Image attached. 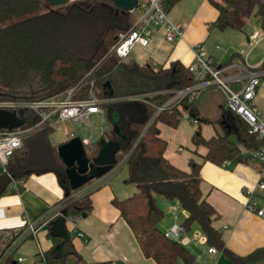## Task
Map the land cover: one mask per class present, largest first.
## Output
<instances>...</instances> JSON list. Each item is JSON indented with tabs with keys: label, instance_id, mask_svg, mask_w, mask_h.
<instances>
[{
	"label": "trees",
	"instance_id": "trees-1",
	"mask_svg": "<svg viewBox=\"0 0 264 264\" xmlns=\"http://www.w3.org/2000/svg\"><path fill=\"white\" fill-rule=\"evenodd\" d=\"M177 1L162 0L165 11ZM208 1L218 10L212 27L244 31L254 17L264 32V0ZM137 10L123 12L110 0L58 6L47 0H0V92L32 89L51 95L80 85L76 97H82L94 80L95 93L109 99L101 106L109 114L110 128L101 137L120 142L117 161L127 155L125 182L136 186L132 195L113 198L111 204L131 229L142 254L156 264H178L179 260L184 264L194 263V256L186 246L159 228L164 215L156 200L160 195L177 200L186 213L182 224L188 230L197 225L207 244L223 251L233 264H258L264 258V248L245 256L225 249L221 232L212 225L218 217L217 211L202 197L199 176L202 162L190 159V171H184L166 159L167 142L160 137L157 123L176 127L183 114L194 118L197 127L192 135L193 144L207 149L203 161L218 165L227 160L247 161L251 158L250 151L264 145V136L249 133L247 124L226 108L221 109L215 121L201 117L188 95L178 105L156 113L175 90L188 87L194 80L179 61L171 62L166 68H153L148 64L126 63L110 51L119 35L135 21ZM96 64L97 69L90 72ZM260 67L264 69V60ZM33 80L37 84L26 87L25 83ZM27 112L24 125L35 120ZM201 123L218 125L220 129L204 138ZM53 131L46 126L24 137L22 147L9 158L6 171L0 167V195L19 191L22 182L33 173L53 172L64 190L57 204L61 215L54 218L65 222L69 216L90 212L92 201L89 193L79 195L78 189H70L57 147L49 140ZM98 148V140L85 144L89 157L95 156ZM40 260L47 264H117L111 260L87 262L73 247L70 235L43 252Z\"/></svg>",
	"mask_w": 264,
	"mask_h": 264
},
{
	"label": "crops",
	"instance_id": "crops-1",
	"mask_svg": "<svg viewBox=\"0 0 264 264\" xmlns=\"http://www.w3.org/2000/svg\"><path fill=\"white\" fill-rule=\"evenodd\" d=\"M167 15L170 21L182 26L181 38L167 42L163 30L158 29L148 45H134L123 61L138 65L148 64L153 68L160 66L166 68L171 62L179 61L186 67L193 59V45L202 43L207 55L217 64L236 63L242 70L251 68L261 71L260 84L253 103L264 115V69L260 67L264 60V51L260 61L252 66L248 65L247 59L253 47L245 55L240 52L246 47L245 41L251 32L237 31V33L241 32L239 34L244 37L243 39L242 36H238L239 34L231 32L235 30H219L212 27L218 16V10L208 0H178ZM260 41L261 39L258 43ZM236 71L238 70H231L230 74ZM238 85L233 84L235 87ZM223 96L220 89L208 87L197 95L193 103L201 117L215 121L220 117L223 108ZM203 105L212 107V114L209 117L203 114ZM103 111L101 114L106 110L103 108ZM97 114L99 113L91 114L90 117ZM67 123L73 122L66 121L53 127V133L59 131L55 132L53 137V133L49 135L53 146L57 147L73 136H80L90 144L108 130V126L105 127L93 140L91 136L76 135L71 128L66 127ZM163 124L158 122L157 127L160 137L167 142L164 151L166 159L184 171H190V159L202 162L199 170L202 197L217 211L218 217L213 220L212 225L221 232L225 249L234 255L245 256L256 249L264 248V215L257 214L258 210L264 211V189L258 187L259 182H264V165L253 157L247 161L227 160L221 165L203 161L202 155H205L207 149L202 145L195 146L192 142L196 128L189 137H181L182 126L179 127V124L176 127L169 126L172 129V137H167L160 129ZM217 129H220L219 126L213 125L212 130L207 127L205 132L201 131V134L204 138H209ZM200 130H202L201 126ZM180 137L181 140H177ZM183 147L186 150L181 153ZM120 169L94 179L77 190V194L89 193L91 197L92 210L85 216H69L65 222L53 218L47 225L41 227L36 238L23 233L13 245V241L10 242L5 234L13 230L21 232L25 225L24 216L34 219L48 212L52 213L63 198L64 190L55 173L44 172L29 175L22 182L19 191L0 195V250L7 252L9 247L14 248L9 249L1 263L47 264L40 260L37 254L51 249L61 238L70 235L73 247L87 262L111 260L117 264H156L153 259L146 258L142 254L131 229L120 217L117 208L111 204L113 198L123 199L136 191L134 184L125 182L126 165L123 172ZM12 184L15 186L14 182ZM246 189L254 191L253 208L247 206ZM156 200L164 212L159 222L162 231L166 232L172 224L184 221L186 213L177 200H169L163 196L157 197ZM74 227L81 229L87 239L76 237ZM194 232L202 233L195 224L190 228L189 235ZM185 246L194 256L193 264H233L221 250L216 249V252L209 253L207 242L193 240ZM19 257L23 260L19 261ZM178 264L184 262L179 260ZM258 264H264V258L260 259Z\"/></svg>",
	"mask_w": 264,
	"mask_h": 264
},
{
	"label": "built area",
	"instance_id": "built-area-1",
	"mask_svg": "<svg viewBox=\"0 0 264 264\" xmlns=\"http://www.w3.org/2000/svg\"><path fill=\"white\" fill-rule=\"evenodd\" d=\"M79 1L89 0H68V3ZM137 2V6L130 11L135 12L138 8L135 21L125 32L119 35V38L110 49L111 52L121 59L127 56L134 45H148L154 32L158 29L163 30L164 39L167 42H174L176 39L181 38L183 33L182 26L170 21L168 18L162 0H137ZM260 39H262V34L259 29L253 30L248 35L245 44L247 50L246 48H242L240 50L241 54L245 55ZM192 49L193 59L186 67L191 73L194 82L188 87L175 90L170 98L157 109L156 113H159L164 108L178 105L181 99L187 95L189 96V101L193 102L203 89L216 87L224 95L223 108L229 109L238 115L247 124L249 133L264 136V115L253 103L257 88L260 84L261 71L251 68L242 70L236 63L217 64L215 60L207 55L202 43L193 45ZM97 66L98 64L93 66L90 72L95 71ZM235 69L238 71L230 74V71ZM234 83L239 84L238 87L233 86ZM94 85L95 81L92 80L89 88L82 97H76L81 86L75 85L63 92L46 95L33 101H11L1 98L0 108L15 111L21 108H27V111L32 112L35 118L34 122L29 125H22L13 129H0L1 169L6 171L9 158L15 151L22 147L23 139L28 133L35 132L46 126L53 128L66 121L82 122L87 120L91 114L103 113L101 104L106 99L100 98L95 93ZM84 141L85 144L88 143L86 140ZM249 153L251 157L257 159L264 165V145ZM126 159L127 155L117 161V164L109 173L118 171L125 165ZM258 187L264 189V182H259ZM253 193L254 191L252 189L245 190L248 201L247 206L249 208H253L254 205L255 199ZM257 214L264 215V211L258 210ZM57 215H61L59 208L52 213L48 212L34 219L24 216L25 225L23 230L21 232L20 230L9 231L5 236H8L10 242L13 241L12 245L17 243L23 233H27V235L36 238L41 227L47 225ZM73 230L76 237L87 239V236L81 229L74 227ZM165 233L169 238L180 242L184 246L193 240L207 242L206 236L203 233L194 232L190 236L189 230L182 223L172 224ZM9 249L14 248L9 247L8 251ZM207 251L214 253L216 252V248L209 246ZM7 252L6 250L2 252L0 263L7 255ZM42 255L43 252H39L38 258L40 259ZM18 260L21 261L23 258L19 257Z\"/></svg>",
	"mask_w": 264,
	"mask_h": 264
},
{
	"label": "water",
	"instance_id": "water-1",
	"mask_svg": "<svg viewBox=\"0 0 264 264\" xmlns=\"http://www.w3.org/2000/svg\"><path fill=\"white\" fill-rule=\"evenodd\" d=\"M52 5H64L68 0H47ZM117 8L123 12L131 11L137 6V0H110ZM109 87L110 84L107 82ZM113 90H110V94ZM48 92H35L34 90L21 91L18 93L0 92V97L4 100L33 101L44 97ZM27 108L18 111L0 108V129L18 128L25 124L24 117ZM115 132L118 133L117 125H114ZM98 152L95 156L89 157L85 149V144L80 136H73L57 145V154L65 166V174L70 189L76 190L83 187L88 182L99 179L108 174L117 164V153L120 150V142L116 139L100 137L98 139ZM83 213L82 216H85ZM62 221V220H61ZM63 222V221H62Z\"/></svg>",
	"mask_w": 264,
	"mask_h": 264
},
{
	"label": "rangeland",
	"instance_id": "rangeland-1",
	"mask_svg": "<svg viewBox=\"0 0 264 264\" xmlns=\"http://www.w3.org/2000/svg\"><path fill=\"white\" fill-rule=\"evenodd\" d=\"M260 29L259 25L255 22L254 17H252L249 22L246 24L245 26V31L246 32H252L254 29ZM262 34V39L261 41L256 44L250 51L249 57H248V65L252 66V65H256V63H258L260 61L261 55L264 51V32L261 31V29L259 30ZM234 33H237V31H231ZM241 34V32H238L237 34ZM238 35V36H242V35ZM242 38L244 39V37L242 36ZM246 40V37H245ZM246 42V41H245ZM220 43V42H219ZM246 48V47H245ZM220 49H222V46L220 45ZM247 50V48H246ZM225 64V63H224ZM38 77V76H37ZM39 78V77H38ZM36 79V78H34ZM37 80V79H36ZM28 87L31 84H37V82L35 83L34 80L31 81V83L27 82L25 83ZM32 90V89H31ZM101 98V97H100ZM107 102V100L105 101ZM104 108V107H102ZM202 112L204 115L206 116H210L212 114V107L210 105H203L202 106ZM29 117H32V112L28 111L26 113ZM109 114L105 111L104 114H97V115H93L91 117H89L87 120L82 121V122H73V123H67L66 127L68 126V128H71L75 134H79V135H83V136H91L93 138V140L99 136V133L102 129H104L105 127L108 126V130L109 131ZM182 126V129L180 130L181 132V137H189L191 133H193L194 129L197 127L196 122L194 121V118H190L188 115L186 116L185 114H183L180 118V123H179V127ZM209 127L213 128V124L211 123H201V131H206V128ZM160 129L162 130L163 134L167 137H172L171 136V128L165 124L161 125ZM55 132H59L58 130H56ZM52 134V137L55 136L56 133ZM202 133V132H201ZM58 134V133H57ZM188 135V136H187ZM181 137L178 138L177 140H181ZM233 138V136H232ZM184 138H182L183 140ZM190 138H188L189 140ZM190 144V141H189ZM184 149H182L181 153H183L185 149V147H183ZM124 166L122 167V169H120L121 172L124 171ZM157 197H161V196H157Z\"/></svg>",
	"mask_w": 264,
	"mask_h": 264
}]
</instances>
